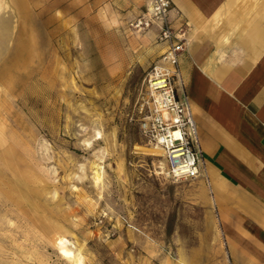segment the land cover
<instances>
[{"label": "rangeland", "instance_id": "1", "mask_svg": "<svg viewBox=\"0 0 264 264\" xmlns=\"http://www.w3.org/2000/svg\"><path fill=\"white\" fill-rule=\"evenodd\" d=\"M0 1V264H227L207 186L139 130L156 30L124 0Z\"/></svg>", "mask_w": 264, "mask_h": 264}, {"label": "crops", "instance_id": "2", "mask_svg": "<svg viewBox=\"0 0 264 264\" xmlns=\"http://www.w3.org/2000/svg\"><path fill=\"white\" fill-rule=\"evenodd\" d=\"M124 1L138 16L151 0ZM171 1V25L187 23L179 67L201 151L196 178L227 264H264V0Z\"/></svg>", "mask_w": 264, "mask_h": 264}, {"label": "built area", "instance_id": "3", "mask_svg": "<svg viewBox=\"0 0 264 264\" xmlns=\"http://www.w3.org/2000/svg\"><path fill=\"white\" fill-rule=\"evenodd\" d=\"M171 7V0H151L147 10L131 23L138 30L155 26L157 40L164 44L159 59L146 74L137 120L143 138L161 149L165 175L183 180L196 178L203 171L197 125L179 67L187 23L174 28L169 21Z\"/></svg>", "mask_w": 264, "mask_h": 264}, {"label": "bare ground", "instance_id": "4", "mask_svg": "<svg viewBox=\"0 0 264 264\" xmlns=\"http://www.w3.org/2000/svg\"><path fill=\"white\" fill-rule=\"evenodd\" d=\"M0 3H2L1 1H0ZM5 4V3H4ZM0 6H1V4H0ZM6 8V7H5ZM98 137H100V132H97V138ZM152 150H156V151H158V149H156V147L154 148V149H152ZM94 164V163H93ZM94 173L96 174V178L95 179H99L100 178V171H99V167L97 166V165H95V170H94ZM67 241V239H65V238H63V237H61L60 239H59V242L58 243H64V242H66ZM64 244H66V243H64ZM70 254V253H69Z\"/></svg>", "mask_w": 264, "mask_h": 264}]
</instances>
